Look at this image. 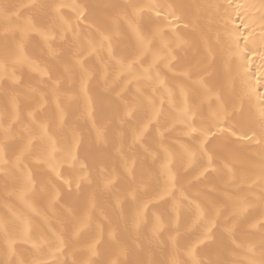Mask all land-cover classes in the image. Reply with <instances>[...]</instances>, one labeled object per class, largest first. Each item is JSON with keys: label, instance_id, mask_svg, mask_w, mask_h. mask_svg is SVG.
Masks as SVG:
<instances>
[{"label": "snow or ice", "instance_id": "snow-or-ice-1", "mask_svg": "<svg viewBox=\"0 0 264 264\" xmlns=\"http://www.w3.org/2000/svg\"><path fill=\"white\" fill-rule=\"evenodd\" d=\"M0 264H264V0H0Z\"/></svg>", "mask_w": 264, "mask_h": 264}, {"label": "bare ground", "instance_id": "bare-ground-1", "mask_svg": "<svg viewBox=\"0 0 264 264\" xmlns=\"http://www.w3.org/2000/svg\"><path fill=\"white\" fill-rule=\"evenodd\" d=\"M93 2H101V0H93Z\"/></svg>", "mask_w": 264, "mask_h": 264}]
</instances>
